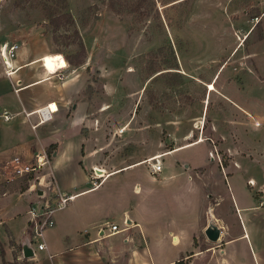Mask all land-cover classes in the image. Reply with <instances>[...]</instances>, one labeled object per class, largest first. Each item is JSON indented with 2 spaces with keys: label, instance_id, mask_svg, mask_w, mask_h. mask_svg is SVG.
<instances>
[{
  "label": "rangeland",
  "instance_id": "rangeland-1",
  "mask_svg": "<svg viewBox=\"0 0 264 264\" xmlns=\"http://www.w3.org/2000/svg\"><path fill=\"white\" fill-rule=\"evenodd\" d=\"M263 11L264 0H0V44L15 43L14 55L17 50L51 53L52 61L46 67L50 71L67 64L78 67L69 75L81 84L75 97L83 99V107H78L76 114L84 111L79 162L91 165L89 169L82 166L90 182L96 165L141 162L150 154L166 152L191 138L195 140L191 143L208 138L180 153L194 152L200 161L211 152L208 156L216 169L203 172L201 167L197 171L203 173L198 180L207 198L205 210L208 214L211 206L217 210L220 207L227 234L242 235L224 246L221 255L226 261L219 263L222 239L212 241L202 229L192 236L190 252L173 264H264V209L251 212L247 220L242 218L248 231L244 234L241 216L236 215L229 198L238 192L250 201L255 199L257 204V199L264 202V181L245 183L246 175L256 180L264 176L261 156H256L264 141ZM56 75L66 77L59 72ZM223 86L232 90L227 93L231 101L217 94ZM231 119L235 120L233 124L243 123L232 129L233 140L249 147L253 157V163L239 162L241 166H232V170L227 168L233 163L232 156L219 134L224 129L223 122ZM205 143L209 144L207 154ZM212 144L217 154L210 150ZM53 146L49 144L44 149L49 162L38 172L40 179L12 176L9 167L2 168L5 161H0V264H54L56 257L48 254V246L36 248L41 240L32 236L28 212L35 200L51 196L56 190V175L50 167ZM147 148L152 153L141 154ZM170 155L178 162L176 153ZM163 156L158 157L159 163L165 160ZM154 161L132 165L135 167L127 170L126 178L119 175L112 180L130 186L137 179V169L155 172L150 165ZM68 174L71 180L77 179V173ZM26 190L34 197L33 202L26 208V223L14 230L17 225L10 227L5 218L4 198ZM57 210L52 214L53 221ZM209 222L214 223L212 217L204 220L202 228ZM216 222L224 225L220 216ZM46 230L40 237L43 240L48 239ZM254 237L259 244H255ZM105 239L86 246L98 242L106 248L110 245V249L90 247V252L83 253L82 264H136L134 252L127 249L125 241L120 238L112 244ZM25 241L31 248L35 246L36 255L22 254ZM152 241L155 246L162 243ZM217 242L221 243L215 245ZM162 246L167 251L172 245L167 239Z\"/></svg>",
  "mask_w": 264,
  "mask_h": 264
},
{
  "label": "crops",
  "instance_id": "crops-1",
  "mask_svg": "<svg viewBox=\"0 0 264 264\" xmlns=\"http://www.w3.org/2000/svg\"><path fill=\"white\" fill-rule=\"evenodd\" d=\"M41 59L45 62V68ZM9 61V66L6 68L10 71L9 74L3 72L5 66L0 61V112L5 109L13 114L8 120H4L0 116V161H5L2 168L8 167L7 160L13 154L17 153L24 158H29L35 151L44 152L47 145H54L50 152V167L56 175L53 187L58 191L62 190V192L71 194L70 201L55 212L53 225L46 228L48 239L39 238L44 247L48 246V254L56 257L53 260L54 264H82L83 253L86 255L90 252V247L97 246V249L101 251L110 249V245L109 248H106L104 244L98 242L86 246L91 241H97L101 238H106L105 241L112 244V241L121 238L125 241L123 244H127V249L134 252L132 257L135 258L136 264H139L140 261L143 264H173L181 255L186 256L187 252H190L192 236H195L205 227L202 228V225L205 219L209 220V217H212L213 222L220 227L218 238L219 241L222 239V245L217 259L219 263L226 261V257L221 255L225 251L224 246L231 243L236 236H241L242 233L227 234L225 215L220 207L217 210L211 206L208 214L205 210L204 204H206L207 198L204 187L198 180L199 177L203 176V173L197 171L201 167L203 172L216 167V164L215 167L213 166V159L207 154L209 144L205 143L207 157L203 156L200 161L195 157L194 152L188 151V154L185 155L180 153L184 149L207 141L208 138L203 137L202 130L199 134L203 138L198 140L199 142L191 143L194 140L191 138L192 140H186L178 145L191 144L182 147H170L172 149L166 150V152L161 151L164 153L157 152L166 156H163L165 160L160 161V169L154 173L146 169H137L134 172L137 179L130 186L127 185L126 179V185L118 184L112 179L119 175L126 178L127 170L142 165L144 160L141 162L130 161L132 163L126 162L128 164L119 165H96L98 166L96 168L103 170L102 175L99 174L103 177L93 186L83 173V167L88 168L87 166L91 165L79 162V147H81L83 127L81 119L84 111H81L80 114H76V112L78 107H83V99L82 96L75 98L81 90L80 81L75 79L73 75H69L71 70L77 71L78 67L76 65L70 67L67 64L58 70L59 73L66 74V77L58 78L55 72L46 68L52 61L51 53H27L17 50ZM219 71L220 69L216 71L214 77L218 75ZM218 91L217 94L221 98L231 101L227 94L232 93L231 89L223 86ZM207 96L203 100L202 109L204 101L207 102ZM48 101H54L56 104L57 108L53 116L49 120L32 125L36 121L35 115L26 116L24 112ZM202 109L201 111H203ZM246 114L249 113L246 112ZM199 116L204 119V115L201 113ZM234 121V119H231L230 122L221 120L224 129L219 130V134L223 137L221 142L232 156L231 162L233 163L227 165V168L231 170L232 166H241L239 162L249 161L253 163L249 147H245L239 143L240 141L233 140L232 129L236 128L235 125L238 127L243 125L241 121L233 124ZM228 123L229 125H227ZM201 126L202 124L200 128ZM262 129L264 130V121ZM172 150H176L170 154L176 153L178 162L167 152ZM148 152L149 148L144 149L141 154L149 155L152 153ZM157 153L150 154L149 158ZM256 153L257 157L261 156V166L264 169V141ZM245 155H248L247 160L244 159ZM72 172L77 173V179L74 181L68 177V173L72 174ZM221 177L224 178L223 175ZM248 178L256 183L264 181V176L256 180L251 175H246L245 183ZM222 184L227 189L228 186L224 180ZM33 198L29 190L19 194H9L4 198L7 203L5 218L8 219L7 222L10 227L17 225L14 230L20 224L26 223L25 211L28 205L33 202ZM229 198L236 215L241 216L244 234H247V227L243 219L247 220L248 217L252 216L251 212L264 209V202L260 206L256 201L254 202L255 199L250 201L249 198L238 192L229 195ZM214 204L217 205L218 202L216 201ZM216 210L219 215H216ZM218 216L224 220L222 222L224 225L216 222ZM108 221L117 224V227L122 226L123 221H125L126 228L101 236L97 234L95 237L96 228ZM187 228L189 230H186ZM14 230L12 233L16 235L17 232ZM85 230L88 232L83 234L82 232ZM87 239L90 240L86 241ZM167 239L172 246L165 251L166 246H162V243L165 244ZM152 240L156 242L162 240V243L155 246ZM254 241L255 244H259L256 237H254ZM221 242H217L215 245ZM113 248L112 245L111 249ZM35 249L34 246L31 250L32 254L36 253Z\"/></svg>",
  "mask_w": 264,
  "mask_h": 264
},
{
  "label": "built area",
  "instance_id": "built-area-1",
  "mask_svg": "<svg viewBox=\"0 0 264 264\" xmlns=\"http://www.w3.org/2000/svg\"><path fill=\"white\" fill-rule=\"evenodd\" d=\"M16 47L17 45L15 43L0 44V61L5 66L4 68L5 74H9L10 72L6 68L9 66V62H10L9 60L14 56ZM41 63L45 68L42 59H41ZM62 67L64 66L55 67L51 72H55V74H57L58 70ZM56 108L57 107L54 101H48L41 106H38L34 109L24 112V114L26 116L30 114L35 115L36 121L32 124L34 125L38 122L49 120L53 116V113L56 111ZM0 115L4 120H8L9 118L12 117V114L5 109L0 112ZM210 150L211 151L213 150L214 153L217 154V149L215 148L214 144H212ZM208 155L211 156L212 155L211 152H209ZM154 160H155L154 162H150L151 169L153 171H158L160 169V163L156 159ZM48 162H49V158L47 157L45 152L35 151L33 154H31L29 158H24L22 155L17 153L13 154L7 160V165L9 167V172L12 174V176L28 175L40 179L38 172H40L41 169L46 167ZM90 176L92 178L91 184L95 186L99 182L101 177L97 174L94 167H92ZM253 182L254 181L251 178H248L246 180V183L249 185L254 184ZM70 198H71V194H67L65 192L55 190L51 196H45L42 199H37L30 205V207L28 208V212H29V219L32 222L33 238H40L45 228L53 225L54 223L52 218L53 212L57 209L64 207L67 204V202L70 200ZM262 202H263L262 199L258 200L259 204H262ZM125 224L126 223L124 221L122 226L117 227V224L113 222H104L103 225H100L96 228V233L100 236L104 234H110L113 231L125 229L126 228ZM24 244L31 248L29 242L25 241ZM43 247L44 244L42 242L36 243L37 249H41Z\"/></svg>",
  "mask_w": 264,
  "mask_h": 264
},
{
  "label": "water",
  "instance_id": "water-1",
  "mask_svg": "<svg viewBox=\"0 0 264 264\" xmlns=\"http://www.w3.org/2000/svg\"><path fill=\"white\" fill-rule=\"evenodd\" d=\"M219 232H220L219 226L216 225L215 223L209 222L203 228L204 235L208 239H210L212 241L218 239ZM22 254L23 255H29V254H31V248L29 246L25 245V244L22 245Z\"/></svg>",
  "mask_w": 264,
  "mask_h": 264
},
{
  "label": "bare ground",
  "instance_id": "bare-ground-1",
  "mask_svg": "<svg viewBox=\"0 0 264 264\" xmlns=\"http://www.w3.org/2000/svg\"><path fill=\"white\" fill-rule=\"evenodd\" d=\"M61 55H62V54H61ZM43 62H44V60H43ZM43 64H45V62H44ZM160 156H162V154H161V155H155L154 157L147 158V159H145V160L143 161V163L146 162V161H150V160H152V159H156L157 161H159V160H158V157H160ZM95 170H96L97 174H98L99 171H103V170H98V168H95ZM101 173H102V172H99V174H101ZM99 174H98V175H99ZM101 175H102V174H101ZM101 175H99V176L101 177Z\"/></svg>",
  "mask_w": 264,
  "mask_h": 264
},
{
  "label": "trees",
  "instance_id": "trees-1",
  "mask_svg": "<svg viewBox=\"0 0 264 264\" xmlns=\"http://www.w3.org/2000/svg\"><path fill=\"white\" fill-rule=\"evenodd\" d=\"M80 55H83V52H81ZM77 62H79V61H77ZM1 248H2V246H1V242H0V250H1Z\"/></svg>",
  "mask_w": 264,
  "mask_h": 264
}]
</instances>
